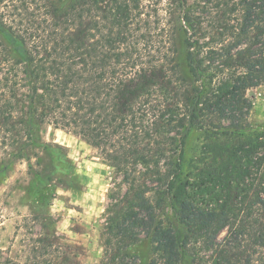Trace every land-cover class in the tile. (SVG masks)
<instances>
[{"label": "trees", "instance_id": "obj_1", "mask_svg": "<svg viewBox=\"0 0 264 264\" xmlns=\"http://www.w3.org/2000/svg\"><path fill=\"white\" fill-rule=\"evenodd\" d=\"M260 85L264 0H0L9 161L48 123L126 184L100 264H264Z\"/></svg>", "mask_w": 264, "mask_h": 264}, {"label": "rangeland", "instance_id": "obj_2", "mask_svg": "<svg viewBox=\"0 0 264 264\" xmlns=\"http://www.w3.org/2000/svg\"><path fill=\"white\" fill-rule=\"evenodd\" d=\"M245 95L253 103L249 121L264 128V85ZM3 135L0 167L9 168L0 174V264H100L108 204L127 188L122 174L97 148L48 123L41 143L12 161L18 144Z\"/></svg>", "mask_w": 264, "mask_h": 264}]
</instances>
